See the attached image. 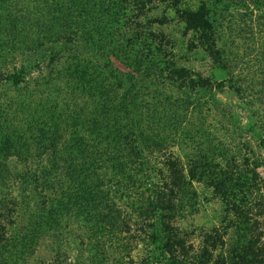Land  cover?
I'll use <instances>...</instances> for the list:
<instances>
[{
    "label": "rangeland",
    "instance_id": "rangeland-1",
    "mask_svg": "<svg viewBox=\"0 0 264 264\" xmlns=\"http://www.w3.org/2000/svg\"><path fill=\"white\" fill-rule=\"evenodd\" d=\"M45 1L0 0V243L8 239V261L257 264L251 257L230 259L229 251L238 227L264 245V0H119L107 7L96 0L93 15L80 21L93 39L112 29L116 40L136 41L151 31L168 42L165 54L174 65L154 63L142 81L124 68L122 55L109 58L112 68L93 59L78 64L86 54L83 35L74 34L76 26L66 30L73 20L66 3L47 14ZM182 11L202 12L211 31L188 30ZM206 36L215 43L211 50ZM69 40L78 48L75 57ZM102 67L118 78L117 106L104 110ZM175 69L185 71L187 87L173 83ZM136 121L140 127H131ZM113 131L137 132L151 174L144 190L163 193L173 169L183 168V209L166 210V202L160 208L154 197L134 201L115 186L126 172L116 173L109 159L122 157L120 143L109 140ZM207 164L235 174L229 170L218 191L210 178H189L192 165ZM71 168L89 171L87 184L102 185L109 210L94 212L86 204L81 187L69 180ZM233 183L259 192L237 204ZM166 237L171 240L163 242Z\"/></svg>",
    "mask_w": 264,
    "mask_h": 264
},
{
    "label": "trees",
    "instance_id": "trees-1",
    "mask_svg": "<svg viewBox=\"0 0 264 264\" xmlns=\"http://www.w3.org/2000/svg\"><path fill=\"white\" fill-rule=\"evenodd\" d=\"M71 1V2H70ZM96 0H46V13L50 12H57L62 11L63 4L66 3V6L68 7L69 15L72 17V21H69L67 25H65L66 30L70 31L72 33V27L76 26L77 29H75L74 34L77 35H83L82 39H84L85 47L82 51H85L86 54L83 55V57L78 58V64H82L83 60L92 61L95 60V62L100 61H106L105 65L103 67H106L108 64L112 68V63L110 61V57L113 56L115 59H120L121 55L124 56V60L126 62L125 69H130L131 76L136 79V77H139V80L142 81L143 77L146 76L147 72H149L150 68L153 67L154 63L157 64H168V66H173L172 59L168 60V57L170 55L165 54V48L168 45V42L165 41V38H158L155 34H153L151 31H145L140 32L137 34L136 41H123V40H116L118 37H114L112 34V29H109L107 33L102 35H98V39H93L92 36H88L86 32V29L83 27L85 26L84 21L80 23L81 19H83L84 16L93 15L92 10L96 9L95 5ZM119 0H99V3L106 4V7L111 5L114 6L115 3H117ZM122 3H126V0H122ZM89 5H91V11L89 9ZM203 10V9H202ZM201 10V11H202ZM181 19L186 24V28L191 31H197L200 32L199 29L202 26V33H205V31H211V27L208 25L206 20L204 19V15L202 12H184L181 13ZM49 18V17H48ZM208 21V20H207ZM63 29V28H62ZM61 34V31H60ZM73 34V35H74ZM204 42H207L206 47L207 50H211V48L214 47L215 43L211 41V39L206 36L203 38ZM158 41V42H157ZM69 46L71 47L69 49L70 52L73 53V57H75V51L78 50L76 47L75 49L72 48L71 41L69 40ZM165 42V43H163ZM142 43V45H141ZM50 46H52V43H48ZM99 44V45H98ZM140 46V48H137ZM98 48V49H97ZM52 49V48H51ZM81 51V52H82ZM92 53V57H89V54ZM162 53L164 56H162ZM98 54V55H97ZM78 56V55H77ZM79 57V56H78ZM82 58V59H81ZM95 58V59H94ZM123 59V58H121ZM97 60V61H96ZM102 67V70L104 72V76L102 78L101 87L99 89L100 93L98 95L99 100L101 102V107L104 110V108H107L108 106L115 108L117 105L115 104L116 101V95L112 93V89L117 87V83L115 81L118 79L115 77V81L110 79V75L108 74V71L105 70ZM180 71V72H179ZM185 73L184 70H172L171 72V78L173 80V83L176 85H179L182 88L187 87L186 81L181 74ZM129 74V73H128ZM127 74V75H128ZM126 76V75H125ZM176 76V77H173ZM13 84H19V78L13 77L10 79ZM125 81L123 78L120 79V81ZM193 83V82H191ZM121 84V83H119ZM131 85V84H130ZM129 85V86H130ZM134 85V83H132ZM100 86V85H99ZM194 86H192L193 88ZM117 89V88H116ZM131 89V88H130ZM130 91V92H128ZM125 92L124 95L121 96V100H128L129 99V93H131V90H128ZM103 114H107L106 111H103ZM141 123L136 121L134 124H132L131 127L137 128L140 127ZM113 134V135H112ZM111 134V141L115 142L116 144L120 143L121 149V158L109 156V159L111 161H114L113 164H115V172H121L122 174L126 172V175L119 177V181L113 182L115 186L122 187V190L127 192L128 198H134V201L137 200V198L142 197H149L150 199L157 198L159 199L158 203L161 204L160 208L164 207L168 210L172 208L173 205H175L178 208L183 209L182 202L180 201V198L185 195L184 187L186 186V183H188L184 176V170L183 168H175L173 169V179L172 182L170 181L168 184H162L164 187V192H157V191H151L149 189L144 190V185L149 183V178L151 177V174L149 173L147 169V163L143 159V150L140 148L138 144V134L132 133L131 131H128L127 134L122 135L118 131H113ZM141 135V133H139ZM87 162V161H85ZM102 164V163H101ZM199 166V165H198ZM197 165H192V167L189 169L188 172L189 178L191 180H203L205 178H210L212 183H214V190H219L221 187L225 186L227 183V179L223 176L230 177V171L232 175L235 174V170L229 166L224 167V169H220L213 164H207V169H198ZM86 168L85 165H81L79 169L84 170ZM192 169V170H191ZM78 170L71 168L70 172V182L75 183L76 186L81 187L82 190V198L86 202V204H91V208L94 212H98L99 210H109V207L107 203L105 202L103 204L104 199L102 198L103 193L101 192L102 185H95V184H87V182H90V172L85 171L84 174L80 173ZM230 170V171H229ZM76 171L81 176L76 175ZM151 172V171H150ZM220 175H222L221 179H219ZM82 177V179H81ZM141 178H145V180H141ZM255 182H257L255 180ZM230 182L229 184H231ZM111 185V182H110ZM146 186V185H145ZM236 189V190H235ZM149 190V191H146ZM232 191L233 195H236L237 204H240L241 202L245 203V200L251 198L254 196L256 192H259L258 187L254 188V186L249 185L247 187H240L239 185H236L235 183L232 184L229 191ZM145 192L148 193V195L144 194ZM236 192V194H234ZM166 193V194H165ZM220 195H227L228 192L222 191L218 192ZM190 195V194H189ZM231 195V196H233ZM65 196V191L61 192V197ZM229 196V195H228ZM63 199V198H62ZM154 201V200H153ZM236 204V205H237ZM65 208V206L63 207ZM62 208V209H63ZM118 209V207H117ZM112 210V209H111ZM237 210H240V206H237ZM233 212L236 211L234 208L232 210ZM111 212V211H109ZM247 219L242 220L240 223L244 227V225L248 226L249 221L247 222ZM238 224V222H237ZM163 229L168 230V228L164 225H162ZM246 228V227H244ZM236 231L238 232V236L235 238V244L229 251V258H235V259H244L247 257H251L257 264H264V245L258 246L255 245L251 238L257 235L251 234V231H243L241 227L236 228ZM260 236V235H259ZM8 239H4V244L0 243V248L2 247V264H12L8 261V253H6V247L8 246L6 243ZM162 240V239H161ZM171 240V238L166 237V239H163V242H168ZM215 241L213 243L214 247L211 246L213 250H216V244L218 241ZM165 243L163 244V246ZM178 245V244H177ZM166 252H170V248L168 245H165ZM6 255V256H4ZM171 260V258H170ZM14 264V263H13Z\"/></svg>",
    "mask_w": 264,
    "mask_h": 264
}]
</instances>
